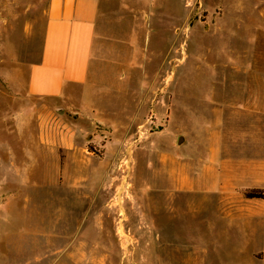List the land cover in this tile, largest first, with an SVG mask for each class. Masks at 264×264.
Listing matches in <instances>:
<instances>
[{"label":"crops","instance_id":"crops-1","mask_svg":"<svg viewBox=\"0 0 264 264\" xmlns=\"http://www.w3.org/2000/svg\"><path fill=\"white\" fill-rule=\"evenodd\" d=\"M104 1H49L41 55L29 66L23 94L30 100H51L57 109L76 113L78 122L104 123L111 129L112 137L98 156L90 150V140L84 139L91 125L71 124L72 119L63 113L50 118L47 105L38 111L35 133L32 120L25 114L0 119V192H8L0 198V216L16 219L21 225H17L15 238L24 240L33 235V207H55L58 215L67 206L81 208L80 221L76 223L78 232L74 229L69 239L82 238L89 223V239L93 242L75 250V245L70 246L67 241L59 249L63 254L73 248L74 253L88 255L89 264H112V244L100 240L107 237L102 231L108 218L107 198L112 176L132 173L135 199L125 208L130 228L142 244L150 246L152 239L189 240L186 245L195 251L184 254L182 261L194 264L206 261L196 257L197 253L206 255V251L195 246L201 241L207 250V241L220 237V252L215 254H222V263L233 260L232 264H256L249 252L251 245L231 250L226 240L244 232L250 238L258 232L264 237V210H256V206L264 208V198L246 199L242 194L246 190L264 191V87L220 89L219 93L233 94L234 98L209 105L208 116L194 117L192 105L183 104L181 108L189 113L188 120L196 125L195 138L185 133L182 146H178L179 137L163 145L157 132L144 138L143 128L148 125L150 112H154V127H171L177 121L176 87L169 82L167 90H160L167 97L146 105L145 96L152 90L144 84L134 86L132 71L144 70V63L152 59L143 55L121 60L143 65L126 66L120 86H96L102 78L95 48L104 40ZM248 43L251 54L245 73L264 82L260 41L256 37ZM166 59L176 68L174 52L170 51ZM234 71L240 74L241 66H234ZM243 93L248 97L241 98ZM246 143L248 153L241 150ZM160 166L164 170L159 172ZM146 169L151 173L148 183L141 182ZM60 185L71 189L72 199L63 200L56 193V198L48 200L47 191ZM34 190L41 193L40 199L33 198ZM11 207L18 210L13 212ZM160 212L166 222L158 221ZM56 229L58 240L68 239L59 226ZM48 235L40 232L41 237ZM14 245L24 247L17 241L9 247ZM145 248L133 249L126 264L162 263L160 253L156 256L153 248ZM144 255L153 257L146 259Z\"/></svg>","mask_w":264,"mask_h":264},{"label":"rangeland","instance_id":"rangeland-1","mask_svg":"<svg viewBox=\"0 0 264 264\" xmlns=\"http://www.w3.org/2000/svg\"><path fill=\"white\" fill-rule=\"evenodd\" d=\"M49 1L0 0V119L12 118L15 113L18 116L25 114L27 119L32 120L35 133V124L39 119L38 111L47 105L50 118L63 113L72 119L71 124L86 127L91 125L84 139L90 140L88 145L90 150L101 156L105 145L112 137L111 129L104 123L78 122L76 113L64 108L57 109L51 100L36 98L30 100L23 94L29 66L41 55ZM104 2V19L101 27L104 40L98 42L95 48L100 60L99 69L102 78L98 80L96 86H120L125 77L123 73L126 66L143 65L122 63L121 60L132 55H143L152 59L144 63V70L134 68L132 71L134 86L144 84L146 88L152 90L145 96L146 105L158 102L159 97L166 98L167 95H162L160 90L164 88L167 90L169 82L176 87L177 121L171 127L168 125L154 127L151 123L155 117L154 112H150L146 119L148 125L143 128L144 138H147L150 132H157L162 137V144L166 145L170 139L175 141L177 137H183L181 144L178 140V146H182L186 138L185 133L195 138L196 125L195 122L188 120L189 113L181 108L183 104L192 105L191 114L194 117L208 116L209 105L232 101L234 98L233 94L219 93L220 89L248 88L249 85L264 87L262 80H258L254 75L250 76L248 72L245 73L251 54L249 39L257 37L261 46L258 50L264 54V0H105ZM170 51L176 56V68L167 62L166 58ZM235 63L241 66L240 74L234 71ZM212 90L216 93L210 94ZM116 96L112 97L116 98ZM240 97L247 98L248 95L243 93ZM241 150L248 153V143ZM161 169L164 170L160 166L159 172ZM150 178L149 170H144L141 182L148 183ZM133 186L132 173H118L112 176L105 211L108 218L102 228L107 237L100 239L102 242L106 240L107 243L112 244L113 254L109 262L126 264L133 249L139 247L144 250L145 246L147 247L145 250L148 247L153 248L156 256H158L157 252L161 254L160 264H185L182 261L184 254L195 251L194 248L186 245L189 240L152 239L150 240L153 241L152 246L144 245L130 228L125 204L135 199ZM47 192L48 200L56 198V193L63 200L72 199L71 189L64 185ZM252 192L262 197H249ZM7 193L0 192V198H5ZM32 194L34 199L41 198L39 191L34 190ZM152 194L160 200L161 197L159 198L156 192ZM242 194L246 199L264 198L262 190H246ZM10 209L13 212L18 210L17 207ZM56 209L51 206L33 207V235L24 240L15 238L17 220L11 216H0V264H89L88 255L74 253L73 248L69 254H63L59 249L65 246L67 241L70 242V246L75 245V250H80L82 244L88 245L89 241L93 242L91 238L89 239L92 230V227H88L89 223L85 225L82 238L75 236L69 239L74 229L78 232L76 223L80 221L82 209L67 206L59 215ZM256 210L260 212L264 208L256 206ZM156 217L159 222H166L167 218L164 214L161 215V212L157 213ZM57 226L68 236L67 240L56 238ZM175 226L179 227L178 224ZM40 232H48L49 235L41 237ZM212 239L207 241V250L201 241L195 246L206 251V255L196 254L198 260L203 258L206 261L194 264H232L233 260L222 263V254L217 255L220 252L221 238ZM16 241L23 243L24 247L18 245L9 247L11 242ZM175 243L179 246H174ZM226 243L230 245L231 250L251 245L249 252L255 258L256 264H264V237L260 232L253 238L248 237L247 232L238 238L231 235ZM148 256L150 255H144L146 259Z\"/></svg>","mask_w":264,"mask_h":264},{"label":"trees","instance_id":"trees-1","mask_svg":"<svg viewBox=\"0 0 264 264\" xmlns=\"http://www.w3.org/2000/svg\"><path fill=\"white\" fill-rule=\"evenodd\" d=\"M251 198H261L262 196H258L257 194H255L254 192L249 194Z\"/></svg>","mask_w":264,"mask_h":264},{"label":"water","instance_id":"water-1","mask_svg":"<svg viewBox=\"0 0 264 264\" xmlns=\"http://www.w3.org/2000/svg\"><path fill=\"white\" fill-rule=\"evenodd\" d=\"M182 140H183V137H180L179 138V144H181Z\"/></svg>","mask_w":264,"mask_h":264}]
</instances>
